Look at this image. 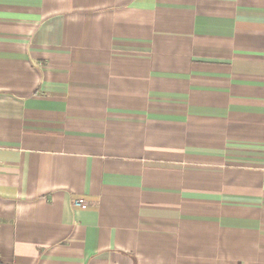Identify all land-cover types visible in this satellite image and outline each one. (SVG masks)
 Returning <instances> with one entry per match:
<instances>
[{
	"label": "crops",
	"instance_id": "1",
	"mask_svg": "<svg viewBox=\"0 0 264 264\" xmlns=\"http://www.w3.org/2000/svg\"><path fill=\"white\" fill-rule=\"evenodd\" d=\"M0 264H264V0H0Z\"/></svg>",
	"mask_w": 264,
	"mask_h": 264
},
{
	"label": "built area",
	"instance_id": "2",
	"mask_svg": "<svg viewBox=\"0 0 264 264\" xmlns=\"http://www.w3.org/2000/svg\"><path fill=\"white\" fill-rule=\"evenodd\" d=\"M87 205V202L82 199H77L74 201V206L78 208H85Z\"/></svg>",
	"mask_w": 264,
	"mask_h": 264
}]
</instances>
